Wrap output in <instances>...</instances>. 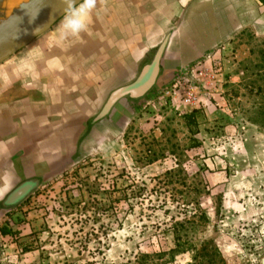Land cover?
<instances>
[{
  "label": "rangeland",
  "instance_id": "obj_1",
  "mask_svg": "<svg viewBox=\"0 0 264 264\" xmlns=\"http://www.w3.org/2000/svg\"><path fill=\"white\" fill-rule=\"evenodd\" d=\"M209 52L217 90L185 107L177 80ZM209 52L161 63L147 95L118 103L86 141L84 126L52 159L59 171L0 219V264H135L171 249L170 226L185 217L194 223L181 233L224 264H264V28ZM27 160L20 168L41 165Z\"/></svg>",
  "mask_w": 264,
  "mask_h": 264
},
{
  "label": "crops",
  "instance_id": "obj_2",
  "mask_svg": "<svg viewBox=\"0 0 264 264\" xmlns=\"http://www.w3.org/2000/svg\"><path fill=\"white\" fill-rule=\"evenodd\" d=\"M56 23L0 64V219L59 171L52 159L86 124L80 140L90 137L102 121L90 124L93 110L134 80L143 60L158 59L162 73L165 62L183 66L219 46L228 50L246 27L264 28V4L96 0L84 32L61 38ZM32 156L40 167L20 168Z\"/></svg>",
  "mask_w": 264,
  "mask_h": 264
},
{
  "label": "water",
  "instance_id": "obj_3",
  "mask_svg": "<svg viewBox=\"0 0 264 264\" xmlns=\"http://www.w3.org/2000/svg\"><path fill=\"white\" fill-rule=\"evenodd\" d=\"M60 9L59 0H34L27 4L22 13V20L0 30V64L57 22L61 15ZM159 64L158 59L149 63L143 60L135 79L110 92L105 104L90 120V124L107 118L114 105L121 100L137 102L143 99L161 73ZM155 68L158 71L154 74Z\"/></svg>",
  "mask_w": 264,
  "mask_h": 264
},
{
  "label": "trees",
  "instance_id": "obj_4",
  "mask_svg": "<svg viewBox=\"0 0 264 264\" xmlns=\"http://www.w3.org/2000/svg\"><path fill=\"white\" fill-rule=\"evenodd\" d=\"M264 4V0H259ZM193 113L186 115L185 118H193ZM193 217L183 218L182 220L174 221L171 226V235L173 247L167 252L160 251L153 254L139 253L136 257L135 264H169L173 261L176 255L183 253H190V262L188 264H224V260L218 255L216 251H207L204 246L198 247L193 240L189 239L187 234H182V230L193 227Z\"/></svg>",
  "mask_w": 264,
  "mask_h": 264
},
{
  "label": "built area",
  "instance_id": "obj_5",
  "mask_svg": "<svg viewBox=\"0 0 264 264\" xmlns=\"http://www.w3.org/2000/svg\"><path fill=\"white\" fill-rule=\"evenodd\" d=\"M217 52H209L202 60H199L186 73L177 80L180 102L185 107L195 109L199 103V95L203 88L211 92L216 91L218 75L221 70L217 63L207 65L215 59ZM176 93V92H175Z\"/></svg>",
  "mask_w": 264,
  "mask_h": 264
},
{
  "label": "clouds",
  "instance_id": "obj_6",
  "mask_svg": "<svg viewBox=\"0 0 264 264\" xmlns=\"http://www.w3.org/2000/svg\"><path fill=\"white\" fill-rule=\"evenodd\" d=\"M59 4L61 5V15L56 23V28L61 38L84 32L96 6V0H59Z\"/></svg>",
  "mask_w": 264,
  "mask_h": 264
},
{
  "label": "bare ground",
  "instance_id": "obj_7",
  "mask_svg": "<svg viewBox=\"0 0 264 264\" xmlns=\"http://www.w3.org/2000/svg\"><path fill=\"white\" fill-rule=\"evenodd\" d=\"M34 0H0V30L22 20L24 7Z\"/></svg>",
  "mask_w": 264,
  "mask_h": 264
}]
</instances>
